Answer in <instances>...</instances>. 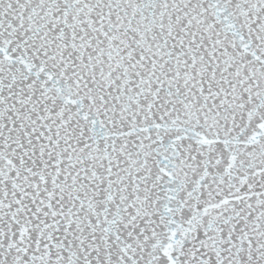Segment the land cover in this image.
<instances>
[{"label":"snow or ice","instance_id":"obj_1","mask_svg":"<svg viewBox=\"0 0 264 264\" xmlns=\"http://www.w3.org/2000/svg\"><path fill=\"white\" fill-rule=\"evenodd\" d=\"M0 264H264V0H0Z\"/></svg>","mask_w":264,"mask_h":264}]
</instances>
